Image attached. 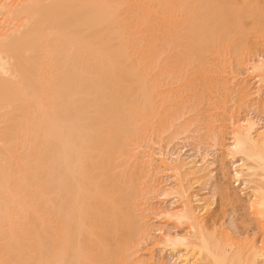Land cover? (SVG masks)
I'll return each instance as SVG.
<instances>
[{"label":"bare ground","instance_id":"obj_1","mask_svg":"<svg viewBox=\"0 0 264 264\" xmlns=\"http://www.w3.org/2000/svg\"><path fill=\"white\" fill-rule=\"evenodd\" d=\"M262 23L264 0H0V264L113 263L141 243L145 181L121 161L133 151L135 121L152 126L157 113L158 82L140 68L165 49L202 54L233 38L247 43ZM255 68L262 81L264 63ZM242 122L228 148L233 186L227 173L213 183L217 161L205 156L164 161L182 204L161 215L192 233L166 244L184 246V264H264V245L203 216L214 194L189 198L206 176L224 204L236 203L240 223L252 208L264 229V130ZM240 185L251 187L248 199Z\"/></svg>","mask_w":264,"mask_h":264},{"label":"rangeland","instance_id":"obj_2","mask_svg":"<svg viewBox=\"0 0 264 264\" xmlns=\"http://www.w3.org/2000/svg\"><path fill=\"white\" fill-rule=\"evenodd\" d=\"M262 25L264 26L263 23ZM254 31L250 30L247 43L233 38L231 43H226L219 51L212 49L201 54L199 51L191 53L165 49L159 55L153 56L150 69L141 67V71H138L143 75L148 72V77L154 80L151 83L158 82L154 88V93L159 98L156 102L157 113L152 117V126L148 125L147 119L138 117L139 119L135 121L137 127L135 135H132L127 143L130 149H133L130 150L133 156L125 154L121 161L125 166L122 167L129 168L130 165V172L131 170L138 172L137 176L143 178L141 181H145L146 184L153 183L154 188L150 186L151 189L146 190L148 186L144 182L143 189L146 194L143 191L138 192L141 194L138 195V201L147 216L144 219L145 233L140 235L141 243L139 242L132 251H126L115 261L116 263H112L108 258L109 260L105 259L103 264H184L181 257V253L186 252L184 246L182 248L166 244L167 236L192 233L189 224L163 218L161 215L164 210L174 212V209L180 208L182 204V202L180 204L182 198L176 196L179 177L164 161L172 162L179 156L187 160L201 161L205 156L209 161H217L211 167L215 175L214 184L221 178L227 180L224 173H227L231 185L235 184L233 183L235 167L232 156L228 154L235 130L244 124L242 121L247 118H253L259 129L264 130V79L258 82L256 79L260 73L254 69L260 62L264 63V31ZM216 138H219V141ZM139 159H143L148 165L144 170L139 169L140 164L137 165ZM139 171H142L141 174ZM204 178L197 180L198 182L197 178L194 179L189 198L197 199L199 196L203 199L202 202H205L214 194V208L203 214L210 223L213 222L212 228L217 226L216 228L221 231L222 227L227 226L228 230L233 232L231 233L233 237H236L240 230L245 231L246 238L255 240L258 246L262 247L264 229L255 218L253 209L249 210L250 220L240 223V220L236 219L239 215L235 210L236 203L224 204L217 190L210 189L208 187L210 185L206 184V176ZM234 188L239 191L244 188V191L248 192L244 198H249L251 187L240 185ZM192 194L198 195L195 197ZM249 205L247 204L246 208L250 207ZM242 238L240 237L241 240H245ZM164 245L167 248L166 246L163 248ZM131 252L135 254L131 255Z\"/></svg>","mask_w":264,"mask_h":264}]
</instances>
